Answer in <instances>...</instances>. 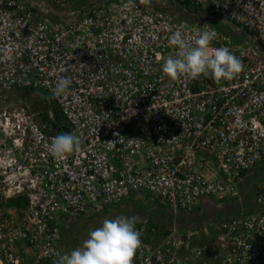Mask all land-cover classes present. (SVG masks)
Masks as SVG:
<instances>
[{
	"label": "built area",
	"instance_id": "built-area-1",
	"mask_svg": "<svg viewBox=\"0 0 264 264\" xmlns=\"http://www.w3.org/2000/svg\"><path fill=\"white\" fill-rule=\"evenodd\" d=\"M71 1L0 0V264H56L67 254L60 216L94 214L141 191L171 211L191 213L201 201L240 205V177L264 161V0H188L192 21L143 0L77 10ZM211 17L244 30L245 40L217 30ZM205 31L216 33L209 53L229 48L243 71L219 82L168 77L163 65L181 51L172 35L194 46ZM62 76L72 83L57 97ZM28 88L50 95L59 120L50 110L39 120L12 100ZM63 133L80 146L53 156L51 141ZM13 198L26 204L10 211ZM148 223H137L133 264H264V180L251 209L214 229L197 225L208 243L193 242L197 231Z\"/></svg>",
	"mask_w": 264,
	"mask_h": 264
},
{
	"label": "clouds",
	"instance_id": "clouds-1",
	"mask_svg": "<svg viewBox=\"0 0 264 264\" xmlns=\"http://www.w3.org/2000/svg\"><path fill=\"white\" fill-rule=\"evenodd\" d=\"M143 3L150 5L151 0H143ZM215 36V32H202L198 34L195 45L189 46L180 32L174 33L170 43L181 49L180 58L169 57L163 65V72L173 80L185 74L193 79L203 75L211 76L217 82L232 80L243 71V62L227 47L215 48L209 53ZM71 83L69 77H60L53 95L59 97L65 94ZM79 146L78 136L63 133L52 139L50 152L60 157L72 153ZM138 221L135 217L124 215L105 219L99 227L89 232L81 247L60 256L56 264H133L135 253L142 243L141 232L135 226Z\"/></svg>",
	"mask_w": 264,
	"mask_h": 264
},
{
	"label": "crops",
	"instance_id": "crops-1",
	"mask_svg": "<svg viewBox=\"0 0 264 264\" xmlns=\"http://www.w3.org/2000/svg\"><path fill=\"white\" fill-rule=\"evenodd\" d=\"M94 1L97 0H89V3ZM153 1L155 4H163L162 0ZM169 2H171L169 4L170 11L175 12V9L179 6L180 13L186 12V9L178 4L179 0H170ZM211 18L215 23L221 22L217 17ZM222 25L219 29L231 34L238 42L245 40L247 34L244 30L232 28L233 25L227 23H223ZM263 180L264 161L240 177L239 184L242 191V197L239 200L241 202L240 205H236L232 200H227L224 204L216 207L212 206L209 201H201L191 213L171 211L161 204L158 199L141 191L133 193L115 207L106 208L94 214L83 216L64 214L60 216L58 221L61 234L60 244L63 251L69 254L72 250L81 247L83 242L88 238L89 232L99 227L105 219L115 218L118 215L135 217L136 221L147 217L145 218L147 222L155 224L153 226L157 231L163 230L165 232L171 227L177 228L182 232L197 231L192 237L193 242L205 244L208 243L209 239L202 234L201 230L197 229V225L199 223L205 224L209 229H214L222 219L238 214L241 209L245 210L251 202L253 207V192L258 187L259 182ZM147 239L150 241L151 238L147 237Z\"/></svg>",
	"mask_w": 264,
	"mask_h": 264
},
{
	"label": "trees",
	"instance_id": "trees-1",
	"mask_svg": "<svg viewBox=\"0 0 264 264\" xmlns=\"http://www.w3.org/2000/svg\"><path fill=\"white\" fill-rule=\"evenodd\" d=\"M162 1H163V4L162 3L155 4L154 1L151 0V4L150 5H153L155 8L163 10V11L172 12L169 9V4L171 3V2H169L170 0H162ZM178 4L183 6L187 10L189 9L188 8V5H189V1L188 0H182V1L179 0ZM55 8H57V7H55ZM177 12H178V14H177ZM172 13H175L180 18H184V19H187L189 21L193 20V15L195 14V13L189 11V10L187 11V13L186 12L185 13L184 12L180 13L179 6L175 9V12L173 11ZM211 25L214 26L217 30H220L219 29L220 26H218L217 23L212 22ZM233 39H234L235 42L238 43V40H236L234 37H233ZM22 92L25 93V94H32L34 92H37V94L39 96H41L42 99H43V106H44L45 110L52 111L54 116L56 117L55 119L59 120L58 119L59 113H58L56 107L54 106V102H53L52 98L50 97V95L48 93H46L45 91H42V90H35V89H32V88L24 89ZM41 120L42 121H46L48 119H47V117L44 116ZM25 204H26V199L25 198H17V199L13 198V199H11L9 201L8 208H9L10 211H15V210L19 209L20 207L24 206ZM251 208H252V204L250 203V204H248L247 209H251ZM153 225H155V224H152V226ZM135 226H138V225L136 224Z\"/></svg>",
	"mask_w": 264,
	"mask_h": 264
},
{
	"label": "rangeland",
	"instance_id": "rangeland-1",
	"mask_svg": "<svg viewBox=\"0 0 264 264\" xmlns=\"http://www.w3.org/2000/svg\"><path fill=\"white\" fill-rule=\"evenodd\" d=\"M97 1H99V0H97ZM87 3H89V0H72L69 4L68 9L77 10L79 7H82V6L86 5ZM217 24H218V26H223L222 25L223 23H221V22H218ZM232 28H234V27H232ZM22 91L23 90L13 93L14 97H12V100L14 102L21 100L22 102L27 103L32 109L39 111L40 112L39 120H41L47 112V110H45V108L43 106L42 97L39 96L37 94V92H34L32 94H25Z\"/></svg>",
	"mask_w": 264,
	"mask_h": 264
},
{
	"label": "water",
	"instance_id": "water-1",
	"mask_svg": "<svg viewBox=\"0 0 264 264\" xmlns=\"http://www.w3.org/2000/svg\"><path fill=\"white\" fill-rule=\"evenodd\" d=\"M47 7H48V11H49L51 14L56 15V16L59 15V14L57 13V10H55L52 6L47 5ZM232 27H234V26H232Z\"/></svg>",
	"mask_w": 264,
	"mask_h": 264
},
{
	"label": "flooded vegetation",
	"instance_id": "flooded-vegetation-1",
	"mask_svg": "<svg viewBox=\"0 0 264 264\" xmlns=\"http://www.w3.org/2000/svg\"><path fill=\"white\" fill-rule=\"evenodd\" d=\"M55 9H57V8H55Z\"/></svg>",
	"mask_w": 264,
	"mask_h": 264
}]
</instances>
